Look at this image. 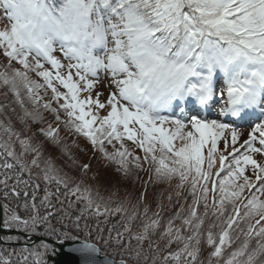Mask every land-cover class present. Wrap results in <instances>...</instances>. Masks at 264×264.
<instances>
[{
	"label": "snow or ice",
	"instance_id": "obj_1",
	"mask_svg": "<svg viewBox=\"0 0 264 264\" xmlns=\"http://www.w3.org/2000/svg\"><path fill=\"white\" fill-rule=\"evenodd\" d=\"M0 21V264H264V0H0Z\"/></svg>",
	"mask_w": 264,
	"mask_h": 264
},
{
	"label": "trees",
	"instance_id": "obj_2",
	"mask_svg": "<svg viewBox=\"0 0 264 264\" xmlns=\"http://www.w3.org/2000/svg\"><path fill=\"white\" fill-rule=\"evenodd\" d=\"M3 27H4V21H0V30H2ZM0 99H2V98H0ZM49 121H51V117H49ZM45 126H46V124H45ZM53 126H55V123H53ZM60 134L62 136L66 135V132L63 128H61ZM77 140H78L80 148H79V150L74 149V151L76 152L78 160L81 163L91 164L92 172H90L89 175H92V173L96 172L98 169H103L104 165L106 164V161H104L100 157L99 153H94L91 146L83 138H77ZM131 147H133L134 151L138 152V149H135V146H131ZM47 151L50 152L54 158H56V162L58 164L63 163V161L58 158L59 153H58L57 149H55L49 145L47 148ZM113 168H114V166H109V168L107 170L109 175L113 174ZM139 176L141 179H138L135 181V187L140 188V190H143L142 180H147L148 175H147V173L141 172V173H139ZM129 187L131 188V187H133V185L130 183ZM165 203H167V201H165ZM153 210H155V208ZM167 214L168 213L166 211L165 215H167ZM117 219H118V217H117ZM101 254H104L103 250H102Z\"/></svg>",
	"mask_w": 264,
	"mask_h": 264
},
{
	"label": "rangeland",
	"instance_id": "obj_3",
	"mask_svg": "<svg viewBox=\"0 0 264 264\" xmlns=\"http://www.w3.org/2000/svg\"><path fill=\"white\" fill-rule=\"evenodd\" d=\"M213 111H214V109H213ZM173 112H177V111H173ZM104 114H106V113H103V112L101 113V115H104ZM206 118H209V119L219 118L221 120L224 119L223 117H218V109H215L213 116H211V117L208 116ZM256 122H258V119L257 118H254L252 120H249L247 122H244V124L241 125L240 127H236V126L235 127L241 132L242 137L243 138H246V134H247L248 131H250L251 125L254 124V123H256ZM222 146L223 145L221 144V147Z\"/></svg>",
	"mask_w": 264,
	"mask_h": 264
},
{
	"label": "water",
	"instance_id": "obj_4",
	"mask_svg": "<svg viewBox=\"0 0 264 264\" xmlns=\"http://www.w3.org/2000/svg\"><path fill=\"white\" fill-rule=\"evenodd\" d=\"M68 247H69V244L66 243V244L64 245V249H68ZM70 259H71V257L68 256V255H61V256L59 257V259H58L57 264H62V262H64V261H68V260H70ZM103 259H104V254H100V255L98 256V260L101 261V264H103Z\"/></svg>",
	"mask_w": 264,
	"mask_h": 264
}]
</instances>
